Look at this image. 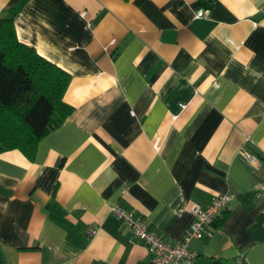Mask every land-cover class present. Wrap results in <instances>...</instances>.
<instances>
[{
  "label": "crops",
  "instance_id": "0c3cea01",
  "mask_svg": "<svg viewBox=\"0 0 264 264\" xmlns=\"http://www.w3.org/2000/svg\"><path fill=\"white\" fill-rule=\"evenodd\" d=\"M0 17L70 74L73 108L32 158L0 152L3 264H150L111 206L175 243L218 193L194 264H264V0H0Z\"/></svg>",
  "mask_w": 264,
  "mask_h": 264
},
{
  "label": "trees",
  "instance_id": "16d2710c",
  "mask_svg": "<svg viewBox=\"0 0 264 264\" xmlns=\"http://www.w3.org/2000/svg\"><path fill=\"white\" fill-rule=\"evenodd\" d=\"M70 78L18 40L12 17H0V152L32 158L39 139L72 112L62 99Z\"/></svg>",
  "mask_w": 264,
  "mask_h": 264
},
{
  "label": "built area",
  "instance_id": "2783aa9c",
  "mask_svg": "<svg viewBox=\"0 0 264 264\" xmlns=\"http://www.w3.org/2000/svg\"><path fill=\"white\" fill-rule=\"evenodd\" d=\"M205 15L203 10L196 12V17ZM241 153L252 159L246 150L242 149ZM233 198L232 193H218L212 195L204 207L197 203L192 204V220L189 227L175 243L166 242L150 230L142 215L133 209L114 204L110 212L130 229L139 243L145 246L150 264H194L195 252L190 248V240L210 236L213 226L223 217ZM91 232H93L92 229L89 230V233Z\"/></svg>",
  "mask_w": 264,
  "mask_h": 264
}]
</instances>
